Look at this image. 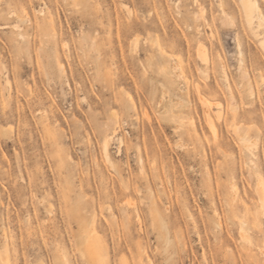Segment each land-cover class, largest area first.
Here are the masks:
<instances>
[{
	"label": "rangeland",
	"instance_id": "374dc122",
	"mask_svg": "<svg viewBox=\"0 0 264 264\" xmlns=\"http://www.w3.org/2000/svg\"><path fill=\"white\" fill-rule=\"evenodd\" d=\"M262 40L240 0H0V264H264Z\"/></svg>",
	"mask_w": 264,
	"mask_h": 264
},
{
	"label": "bare ground",
	"instance_id": "6f19581e",
	"mask_svg": "<svg viewBox=\"0 0 264 264\" xmlns=\"http://www.w3.org/2000/svg\"><path fill=\"white\" fill-rule=\"evenodd\" d=\"M240 3H241V7H242V11H243V15L245 17V19L248 21L249 24H251L253 22V19L255 18L256 21L258 22V25L259 27H261L264 31V17L261 13V9L259 7V5L253 1V0H240ZM261 45L263 46L264 48V40L261 41ZM240 51V50H239ZM199 55L201 57V59L204 61V62H207L209 59H208V55L206 54V51L204 49V47H199ZM242 54V53H241ZM240 54V55H241ZM60 68H62V64H60ZM207 116H208V119L210 121V124H211V127L213 128V131L215 132V125L210 117V114H209V111L207 110ZM244 140V139H242ZM103 151H104V155H105V158L107 159V161L110 163L111 166H113V163L111 161V158H110V155H109V152H108V141H105L104 144H103ZM263 181L260 180L259 182V185L258 186V191H259V194H260V198L264 201V192H263ZM246 231H244L243 228H241V235L243 237L246 238Z\"/></svg>",
	"mask_w": 264,
	"mask_h": 264
}]
</instances>
